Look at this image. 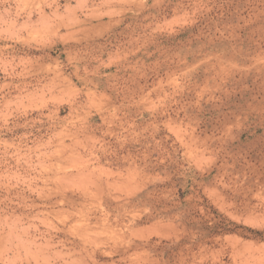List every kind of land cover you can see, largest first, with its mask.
<instances>
[{
	"label": "rangeland",
	"instance_id": "rangeland-1",
	"mask_svg": "<svg viewBox=\"0 0 264 264\" xmlns=\"http://www.w3.org/2000/svg\"><path fill=\"white\" fill-rule=\"evenodd\" d=\"M0 264H264V0H0Z\"/></svg>",
	"mask_w": 264,
	"mask_h": 264
}]
</instances>
